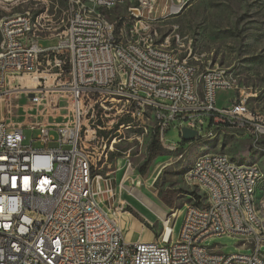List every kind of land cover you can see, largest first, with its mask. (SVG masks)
<instances>
[{
    "label": "built area",
    "instance_id": "2783aa9c",
    "mask_svg": "<svg viewBox=\"0 0 264 264\" xmlns=\"http://www.w3.org/2000/svg\"><path fill=\"white\" fill-rule=\"evenodd\" d=\"M3 1L0 264H264V201H255V168L232 167L224 152H205L183 179L193 180V187L178 231L168 221L159 240L147 241L126 239L107 208L111 178L99 172L118 152L113 135L118 129L105 121L112 110L128 117L119 128L134 131L139 143L144 126L154 127L153 138L165 151L179 148L163 139L175 119L197 130L194 140L219 133L264 147L263 114L241 97L218 104L219 92L238 89V75L224 66L197 74L189 67V47L182 55L168 40L157 43L144 15L147 0H134L118 15L125 16L122 38L129 45L115 40L116 18L101 19L112 3L127 1L41 0L35 4L39 12L28 9L34 0ZM141 30H149V37H141ZM52 39L53 45L41 42ZM14 47L22 49V63H15ZM25 92L34 105L46 107L67 93L70 119L53 128L4 118V98ZM121 92H130V100H122ZM205 117L210 123L203 131ZM24 129L30 131L28 144ZM239 216L250 217L251 226L239 224ZM220 235L238 237L239 246L251 252L224 254L205 244Z\"/></svg>",
    "mask_w": 264,
    "mask_h": 264
},
{
    "label": "rangeland",
    "instance_id": "374dc122",
    "mask_svg": "<svg viewBox=\"0 0 264 264\" xmlns=\"http://www.w3.org/2000/svg\"><path fill=\"white\" fill-rule=\"evenodd\" d=\"M147 1L150 5L147 4L144 15L151 19L148 24L151 25V31H156L157 43L168 40L169 47L180 50L182 55H186L190 48V61L200 67L229 68L233 74L238 75V89L227 93L219 92L218 100L227 105L233 99L241 97L250 109L264 115V0ZM35 4H41V0L28 2V9L34 8V12H39V5ZM130 4L127 1L123 6L106 11L105 15L113 20L124 14ZM176 6L179 8H175ZM41 42L53 45L56 39ZM25 82L33 85L35 80L28 79ZM31 95V92L7 95L2 101L4 118L20 125H25V122H43L53 128L70 119L71 101L67 93L57 96L48 107L34 105ZM105 121L113 127V131L118 129L113 134L117 135L118 152L99 172L111 178L113 196L107 202V208L110 215L116 216L112 212L118 215L126 239L159 240L168 221L178 231L184 206L189 202L186 194L191 190L183 182L182 174L199 154L224 152L235 162H255L264 174V154L251 148L248 139L219 134L214 138L183 142L181 126L176 119L170 121L163 139L166 143L177 144L179 148L175 151L160 149L159 154L149 161L145 173L141 174L140 168L147 161L154 127L144 126L142 143H139L134 131L119 128L121 123H127L128 117L114 114L112 110ZM209 123V117H205L203 131ZM23 132L26 136L23 142L28 144L30 131L24 129ZM36 133L37 131H33L32 137ZM202 133L200 131L199 135ZM32 144L33 147H39L37 142ZM127 171L129 173L124 177ZM122 185L137 187L160 208L163 215L146 208L123 189ZM167 190L178 192L172 206L166 205L161 198L160 193L163 195ZM256 200L264 201V177L257 189ZM146 234L149 239L144 238ZM205 244L216 246L224 254L251 252L250 248H241L240 239L231 235L214 236ZM261 252L264 254V246L261 247Z\"/></svg>",
    "mask_w": 264,
    "mask_h": 264
},
{
    "label": "bare ground",
    "instance_id": "6f19581e",
    "mask_svg": "<svg viewBox=\"0 0 264 264\" xmlns=\"http://www.w3.org/2000/svg\"><path fill=\"white\" fill-rule=\"evenodd\" d=\"M118 1H130L131 4L129 6H134V0H118ZM118 6H123V3H112L111 6L109 7V10H112ZM0 8H5V1L0 0ZM175 8H179V6H176ZM29 9H32V8H29ZM33 9H32V12H34ZM109 10H107V11H109ZM105 12L106 11L101 12V19L102 20H109L107 18V16L105 15ZM115 18H116V24L113 25V34H115V40H122V45H129V38H122V26L121 25H123L125 23V16H117ZM115 18L113 20H115ZM141 37H149V30H141ZM4 38H5V31L0 30V42H3ZM14 58H15V63H22V49H21V47H14ZM194 59L197 61L196 58H194ZM189 67L190 68H197V74H206V67L207 66L200 67L197 63L190 61V59H189ZM230 74H233V72L230 71ZM121 99L122 100H130V92H121ZM254 111H256V110H254ZM217 135H219V133H208L205 136L200 137V139L201 138H214ZM252 148L255 151H260L264 154V147H261V145H254V146H252ZM204 154L205 153L200 154L195 158V160L193 161V163L189 167V169L184 172L183 179H188V176L193 173L195 168L198 166L199 159H201L204 156ZM224 158H229L230 166H232V167H236L239 169L255 168L256 176H257L256 180H255V201H257L256 200L257 189L260 186V184L262 183L263 177H264V174H263L261 168L255 162H247V163L235 162L226 153H224ZM127 173H129V171H127L124 174V177L127 175ZM184 181L187 185H190L193 187V180H184ZM122 188L125 189L131 195H133V197L138 199L146 208L151 209V210L155 211L156 213H159L160 215H163L160 208L151 199H149L143 192H141L137 187H135L133 185H122ZM209 201H216V194H209ZM112 213L114 215H116L115 217L117 218L118 222H120V219H118V215L115 212H112ZM239 224H241L242 226H251L250 217L239 216Z\"/></svg>",
    "mask_w": 264,
    "mask_h": 264
},
{
    "label": "trees",
    "instance_id": "16d2710c",
    "mask_svg": "<svg viewBox=\"0 0 264 264\" xmlns=\"http://www.w3.org/2000/svg\"><path fill=\"white\" fill-rule=\"evenodd\" d=\"M160 145H159V141L157 139V137H154L151 141V144L149 145L148 147V158H147V161L144 163V165L140 168V173L141 174H144L145 173V170L147 168V165L149 163V161H151L153 158H155L158 154H159V151H160ZM178 192L176 190H167L165 192V194L162 195L161 194V198H162V201L166 204V205H169V206H172L173 204V199L175 197V195L177 194Z\"/></svg>",
    "mask_w": 264,
    "mask_h": 264
},
{
    "label": "water",
    "instance_id": "95a60500",
    "mask_svg": "<svg viewBox=\"0 0 264 264\" xmlns=\"http://www.w3.org/2000/svg\"><path fill=\"white\" fill-rule=\"evenodd\" d=\"M197 134V130L195 129H190L188 127H181L180 129V135H181V140L183 142H191L195 139V136Z\"/></svg>",
    "mask_w": 264,
    "mask_h": 264
},
{
    "label": "crops",
    "instance_id": "0c3cea01",
    "mask_svg": "<svg viewBox=\"0 0 264 264\" xmlns=\"http://www.w3.org/2000/svg\"><path fill=\"white\" fill-rule=\"evenodd\" d=\"M218 104H219V105H226V104H223V103H222V100H220V101L218 100ZM220 138H221V137H220ZM223 138H224V137H223ZM199 155H200V154H199ZM196 157H197V156H196ZM196 157H195V158H196ZM194 160H195V159H194ZM194 160H193V161H194ZM193 161H192V163H193ZM192 163H191V165H192ZM191 165H190V166H191ZM190 166H189V167H190ZM189 167H188V168H189ZM185 171H186V170H185ZM185 171H184V172H185ZM184 172H183V173H184ZM182 176H183V174H182ZM182 179H183V177H182ZM183 182L185 183L184 180H183ZM185 184H186V183H185ZM186 185H187V184H186ZM187 186H188V187H192V186H190V185H187ZM148 231L151 233L150 230H148ZM144 238H148V239H149V235H147V234L144 235ZM127 240H128V241H131V240H133V239L131 238V239H127Z\"/></svg>",
    "mask_w": 264,
    "mask_h": 264
}]
</instances>
